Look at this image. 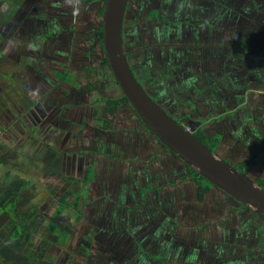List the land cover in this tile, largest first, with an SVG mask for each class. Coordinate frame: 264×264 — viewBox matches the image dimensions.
Returning <instances> with one entry per match:
<instances>
[{
	"label": "flooded vegetation",
	"instance_id": "1",
	"mask_svg": "<svg viewBox=\"0 0 264 264\" xmlns=\"http://www.w3.org/2000/svg\"><path fill=\"white\" fill-rule=\"evenodd\" d=\"M0 4L8 11L7 0ZM14 5L11 17L5 15L0 48L5 44L11 49L13 66L20 62L18 69H10L5 78L9 95L13 93L18 100H12L13 105L8 104L3 115L10 123L17 121L15 127L25 140H30L31 134L42 136L43 142L38 138L42 144L36 157L39 162H32L35 170L46 178L66 172L68 184L81 187L72 192L74 195L63 191L69 185H60L61 192H55V196L47 189L38 196L36 190L41 185L15 175L6 177L0 187V204L7 201L0 213L10 212L11 216L6 215L10 220L7 232L0 230V264H33V258L25 252L38 223L43 221L48 222V234L34 254L40 260L52 250L50 246L58 252L66 251L64 264H264V220L217 187L210 188L200 202L201 189L190 167L161 144L131 105H120L110 116L103 102L92 122L88 121L90 113L82 117L87 127L76 124L78 128L74 129L73 116L93 87L109 88L116 93L115 98L123 95L98 35L103 29L105 2L90 5L80 0H15ZM36 21L39 36L34 26L30 27ZM44 21L51 22L50 37H46ZM25 25L28 40L24 33L20 38L16 34L17 30L24 31ZM86 40H91L88 64L102 74L87 70L86 55L76 57L73 52L75 46L83 44L86 48ZM123 47L135 78L172 118L194 133L202 131L209 139L220 136L222 144L215 152L224 154L222 157L234 165L255 158V165L246 174L254 180L257 174L264 176V143L258 139L253 144L249 138L254 129L247 122H264L255 105L264 103L257 101V96H264V89L257 85L259 72L264 69V0H128ZM118 124L126 127L122 129L125 135L134 134L126 136L131 152H149L150 164L154 160L160 171L167 170L166 174L151 171L142 179L131 168L101 166L104 154L97 149L98 143L105 142L106 134ZM260 130L258 136L264 140ZM87 138L91 141L88 146ZM225 144L227 148H223ZM78 153L90 154L93 164L76 160ZM18 161L22 163L20 158ZM15 182L24 183L16 195ZM54 182L51 179L46 188L58 189ZM144 182L152 186L142 193ZM186 182L195 186L196 202L190 195L194 189ZM84 184L95 188L97 194L93 197L91 192L85 211L77 217L78 224L70 225L63 217L73 207L76 210L70 197L80 198ZM59 192L60 208L54 214L44 212L45 205L55 201ZM215 194V199L208 202L209 195ZM40 199L43 202L37 206ZM60 209L64 211L58 215ZM76 211L81 212V205ZM219 217L222 219L216 229L214 222ZM185 222L193 226L189 232L181 227ZM53 224L59 228L55 232L50 230ZM16 231L25 236L22 246L12 242ZM76 232L78 253L68 259L70 239ZM41 246L45 249L43 257L38 255Z\"/></svg>",
	"mask_w": 264,
	"mask_h": 264
},
{
	"label": "rangeland",
	"instance_id": "2",
	"mask_svg": "<svg viewBox=\"0 0 264 264\" xmlns=\"http://www.w3.org/2000/svg\"><path fill=\"white\" fill-rule=\"evenodd\" d=\"M7 2H8V5H7L8 11L5 10V7L3 6V4L2 5L0 4V32H1V34H2V31L4 30V22L6 20L5 15H7L10 18L12 15L11 12H12L13 8L17 6V5H14L15 0H11V2L9 0H7ZM15 10H18V8L14 9V11ZM83 11H84L83 15H82L81 11L79 12V14L86 17L87 9L83 10ZM88 12L90 13V10ZM51 17L52 16H50L48 18L51 19ZM45 23H43L42 25H43V27L48 29V33H47L48 35H46V37H50V33L52 30L51 22L46 23V24ZM32 25L34 26L35 29L32 27ZM26 27L27 26L25 25L23 28L24 31L19 32L17 30L16 34L20 38L22 33H24L25 40H28V34L26 32V30H27ZM30 27H32V29L36 30L37 36L41 35V34H39V29H40L39 21L33 22ZM19 38L17 39L18 41H20ZM35 40H33V41H35ZM87 41L88 40H86V48H84L83 44L80 46H75L76 48L73 49V52L76 55V57L80 56L79 54L86 55V65H88V68H86V69L87 70H95L96 73H98V72L100 73L99 68L93 69V67L91 66V63L88 64V61H91L90 59H88V57L91 54L90 53V48H91L90 41L91 40H89L88 42ZM1 44H2V41H0V46H1ZM5 48L7 49V53L4 52ZM16 52L18 54L19 49H17ZM84 52H86V54ZM0 54L2 55L0 57V187H1V184L4 183L6 177L11 178L15 175V176L23 177L27 181L32 182V183L36 184L37 186L41 185V187H38L36 190L38 196L45 189H47L50 194H52L54 192V196H55V192L60 191L59 189L61 188V186L63 187V185L64 186L69 185L71 187V188L65 187V190H63L64 192H70L71 191L70 192L71 194L73 191L77 192V190L81 186H79V185L74 186V185H72V183L68 184L67 179H65V176L68 173L65 172L62 175L58 176L57 178L51 177V176H49L50 178L49 177L46 178L43 176V174L41 173L40 170H38V169L35 170L36 168H34V166H32V162H34V161L36 163L39 162V160L36 157L39 154H41V148H42L41 145L42 144L38 141V138L41 139L43 142L44 140L41 138L42 136L40 135V133L38 134V136L36 134H31L30 140H27V139L25 140L24 139L25 136L20 134L17 127H15V125L17 124V121L14 123H10L9 121H7V118L4 117L3 111L6 109V106L8 104L13 105L12 100H14L15 103H17V100H18L17 96L13 95V93L11 95H9L10 94L9 93L10 88L7 85L8 82L6 81L5 78H7V75H8V72L10 71V69L11 70H17L18 69V67L20 66V62L14 63V66L12 65V63L10 62L11 57H9V55L12 54V51L7 46H5V44H4L2 50L0 48ZM7 54H8V56H7ZM100 74H102V73H100ZM100 74H99V76H100ZM68 76L70 79L72 78L71 74H68ZM19 78H22V77H19ZM33 80H34V78H33ZM258 80L259 81H258L257 85L260 86V89H264V69L260 70L259 75H258ZM95 84H97V82H95ZM100 84H101V86H103L102 82H100ZM87 85H88V83L86 82V86ZM115 94L116 93L109 90V88L102 89L100 87H98V88L93 87L91 95L86 98V101L85 100L83 101L84 105L82 104L80 107V110L77 111L73 116L74 122H75L74 123V126H75L74 129L78 128V127H76V124L79 125V127H85V126L87 127V125L81 121L82 117L86 116L87 113H90V115L88 116V121L92 122V119H95L96 116L98 115V112L100 110H102L103 100L107 99V98H115V96H114ZM118 94H119V92H118ZM9 96H11L12 99H9ZM260 100L261 101L263 100V102H264V96H257V101L260 102ZM94 112H96V113L93 114ZM16 116H18V115H16ZM4 120H6V121L4 122ZM95 122L97 124L100 123V121H98V120ZM122 129H123V126L118 124L117 129L114 128L113 130L110 131V133L106 134V141L105 142H104V140H101L98 143L97 149L98 150L102 149L101 152H103V154H104V156L101 157V166L105 165V166L109 167L110 169L113 168L114 170L118 169L119 167H121L122 170L123 169L128 170V169L132 168L133 165L128 160H130L133 157L132 156L133 153L131 152L130 144H128L126 141V136H129V137L133 136L134 137V134L129 132L128 134L125 135V132H124L125 130L123 129L124 130L123 131ZM36 137H37V139H36ZM47 142H50V141L47 140ZM90 143H91L90 139L87 138V144L86 145L88 146V145H90ZM217 154L220 155V157L224 156V154H219L218 152H217ZM225 154H227V152H225ZM80 155H82V154H80V153L76 154L75 159L78 160L79 158H81V160L85 161V163L87 161L88 164H89V162L91 164H93L94 161H93V159L90 158V154H88L87 156H86V153L83 156H80ZM69 156L73 157L72 154ZM125 157H129V158L127 160H125ZM18 158H20V161H22V163H19ZM222 158L224 159V157H222ZM117 159L122 160V161L125 160V161L119 162ZM225 160H227V159H225ZM12 161H14V162H12ZM227 161L230 162V160H227ZM153 162H154V164L151 165V170H152L153 174L159 173L160 175H163V173L164 174L166 173L164 171L166 169H164V170L162 169L163 171H160L159 165H157L154 160L152 161V163ZM94 170H95V168H94ZM75 175H74V177H75ZM95 176L96 175H94L93 178H95ZM116 177H118V175H116ZM256 178H257V176H256ZM51 179L55 181L54 185H58V186L61 185V186L58 189L53 188V191L46 188ZM84 186H85V184H84ZM84 186H83V190H81L79 192V197H80V199H82L80 202L81 212L76 211L78 208H76V210L73 211V209H74V207H73L72 211H70L71 213L66 215V217H63L64 219L69 221L68 224L70 223V225L73 224L75 226L78 224V223H76V222H78L77 217L80 214H82L83 210L85 211V207H84L86 205L85 201L87 198H92L91 192L93 191V197H95L97 194V191L95 188L93 189V187L91 188L90 185L88 186L86 184V186H85L86 189H85ZM60 192H59L58 198L56 196L55 201H51L50 205H48V204L45 205L44 212H47L49 214L50 213L54 214V212L58 208H60V206L62 205L59 202V200L62 197V196H60ZM72 195H74V194H72ZM216 196H217L216 194L215 195H209L208 202H212ZM71 199L73 201L76 200V198L74 196L70 197V201H72ZM42 202H43V199L38 200L36 202L37 206H40ZM52 202H54V203H52ZM86 209H87V207H86ZM66 211H67V209H66ZM6 215L8 217H10L11 213L10 212L9 213H6V212L0 213V230H6L7 227L9 226L10 220L6 219ZM221 219L222 218L219 217V220L214 222V226L216 227V229H218L220 227L219 223L221 222ZM47 223L48 222L44 223V221L41 223H38L36 231L33 233L32 241L27 246L25 254L27 257L33 258V264H64L63 259L66 256V251L58 252L56 248H53L50 246H49V248H52L53 251L50 249V251L46 253L44 260H40V259L34 257V254L36 253V250H37V246L40 243L45 242L44 241L45 234L46 235L48 234V227H47L48 224ZM198 226H199V224H198ZM181 227L184 230V232H189V230L193 228V226L187 222H185L184 225ZM6 232H7V230H6ZM43 233H44V235H42ZM70 241H71V243H70V247L68 248L69 249V258L68 259H71L74 256L75 251H77L76 253H78V250L76 247L78 242H79L78 232H76L72 236V239H70ZM1 264H5V263H1Z\"/></svg>",
	"mask_w": 264,
	"mask_h": 264
},
{
	"label": "water",
	"instance_id": "3",
	"mask_svg": "<svg viewBox=\"0 0 264 264\" xmlns=\"http://www.w3.org/2000/svg\"><path fill=\"white\" fill-rule=\"evenodd\" d=\"M127 3L128 0H105L103 12V46L123 95L143 124L173 155L264 220V188L201 142L193 130L172 118L135 78L123 47Z\"/></svg>",
	"mask_w": 264,
	"mask_h": 264
},
{
	"label": "trees",
	"instance_id": "4",
	"mask_svg": "<svg viewBox=\"0 0 264 264\" xmlns=\"http://www.w3.org/2000/svg\"><path fill=\"white\" fill-rule=\"evenodd\" d=\"M86 4H94V3H101V4H104L105 0H80ZM102 11H103V8L101 9L100 13L102 14ZM99 37L101 39V45H103V29L101 28L100 29V32H99ZM0 41H1V34H0ZM106 59V57H105ZM104 104L106 105V109H107V114L108 115H113L115 113V111L117 110V108L120 106V105H127V106H130V103L128 101V99L122 95L121 98H107V99H104L103 100ZM141 121V120H140ZM106 127L108 128L109 127V123L106 124ZM194 135L201 141L203 142L206 146H208L211 150L215 151V148L218 147V146H221L222 144V139L220 136H216L215 138H208L205 136V134L202 132V131H199V132H195ZM256 163V159L253 158V159H249V160H245V161H242L240 162L239 164L237 165H234V167L243 172V173H246V171L248 170H251V168L255 165ZM189 172L191 175L194 176V179L195 181L198 183V185L200 186V192H199V201L201 202L204 197H205V193L207 191H209L210 188L214 187L213 184H211L209 181H207L205 178L201 177L196 171H194L193 169L189 168ZM89 175H90V172H89ZM87 176L86 178V181H88L90 179V176ZM256 182L262 187L264 188V179L262 178H258L256 180ZM24 185V183H20V182H15L13 184L14 186V190L15 191V195L18 193L19 189H21V187ZM7 201V199L5 200H2L1 204H0V207L2 206V204H5ZM79 204H80V198H77L75 201H74V206L76 208H79ZM64 211V209H60L57 214L60 215L62 214ZM79 218V217H78ZM58 228L57 225H52L50 227V230L55 232ZM14 240L12 242H15L18 246H22L23 245V242H21V239H25V236L24 235H21L18 231H16V236H14ZM26 238H29V233H27L26 235ZM22 244V245H21ZM45 253V249L41 246L40 247V252L38 253L39 256L43 257Z\"/></svg>",
	"mask_w": 264,
	"mask_h": 264
},
{
	"label": "crops",
	"instance_id": "5",
	"mask_svg": "<svg viewBox=\"0 0 264 264\" xmlns=\"http://www.w3.org/2000/svg\"><path fill=\"white\" fill-rule=\"evenodd\" d=\"M255 105H256V107L258 108L257 109V113H258V115L259 114H262L263 116H264V104L263 103H261V104H259V103H255ZM259 111V112H258ZM254 116H257L256 115V112L253 114ZM247 122H248V124L254 129V131H253V136L252 137H250L249 139H252L253 140V144L255 145L256 144V142H257V140L258 139H261L260 140V142L261 143H263L264 142V140L262 139V137H260V136H258L260 133H261V130H260V127H261V129H263V132H264V122H263V120H256V121H253V120H247ZM263 122V123H262ZM251 146V144L250 145H248V147H247V149L249 148ZM223 148H227V146H226V144L223 146ZM146 152V153H145ZM145 152H143V151H139V152H137V153H133L132 154V158L130 159V160H128L129 162H131L132 163V168L130 169L137 177H141L142 179L143 178H145V177H147V176H149L150 175V173H151V165L152 164H150V157H151V155H149V152H147V151H145ZM228 153H229V151H227ZM148 153V154H147ZM263 158H264V156H262V160H261V164H263L264 165V160H263ZM245 159H247V158H243V160H245ZM233 164V163H232ZM260 165V164H259ZM262 170L264 171V168H262ZM259 171H260V168H259ZM166 174V173H165ZM258 178H262V179H264V176L262 177L261 176V174H257V179ZM178 180H179V178H178ZM145 183V185L140 189V191L143 193L144 192V190H146V189H148V188H150V186H152V184L150 183H147V182H144ZM188 185H190V186H192L193 187V192L190 194L191 195V197H192V199L195 201V198H196V195H195V186H193L192 184H189L188 182H186ZM187 186V185H186ZM186 186H184L183 188L184 189H188ZM180 187H182L181 185H180ZM193 201V202H194ZM196 202V201H195Z\"/></svg>",
	"mask_w": 264,
	"mask_h": 264
},
{
	"label": "built area",
	"instance_id": "6",
	"mask_svg": "<svg viewBox=\"0 0 264 264\" xmlns=\"http://www.w3.org/2000/svg\"><path fill=\"white\" fill-rule=\"evenodd\" d=\"M187 128H188V130L192 131V129L190 127H187Z\"/></svg>",
	"mask_w": 264,
	"mask_h": 264
}]
</instances>
